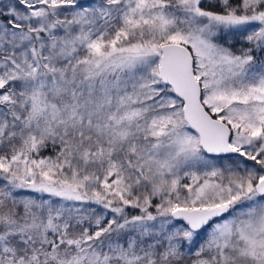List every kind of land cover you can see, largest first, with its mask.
I'll return each instance as SVG.
<instances>
[{
	"label": "snow or ice",
	"instance_id": "6c2138e0",
	"mask_svg": "<svg viewBox=\"0 0 264 264\" xmlns=\"http://www.w3.org/2000/svg\"><path fill=\"white\" fill-rule=\"evenodd\" d=\"M0 264H264V0H0Z\"/></svg>",
	"mask_w": 264,
	"mask_h": 264
}]
</instances>
